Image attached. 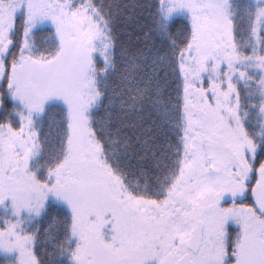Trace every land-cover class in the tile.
<instances>
[{"label":"snow or ice","instance_id":"1","mask_svg":"<svg viewBox=\"0 0 264 264\" xmlns=\"http://www.w3.org/2000/svg\"><path fill=\"white\" fill-rule=\"evenodd\" d=\"M0 264H264V0H0Z\"/></svg>","mask_w":264,"mask_h":264}]
</instances>
